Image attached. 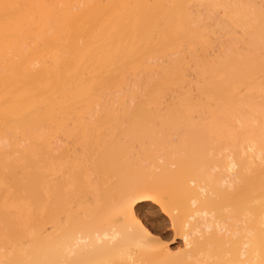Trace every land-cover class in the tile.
Returning <instances> with one entry per match:
<instances>
[{"label":"bare ground","instance_id":"bare-ground-1","mask_svg":"<svg viewBox=\"0 0 264 264\" xmlns=\"http://www.w3.org/2000/svg\"><path fill=\"white\" fill-rule=\"evenodd\" d=\"M150 1L151 0H148V1L147 0H0V192L2 190L5 191L7 189V187L12 188L11 186H13V184L15 182H16V184L18 183V184L22 185V186L19 185L20 187H16L18 184L17 185L15 184L14 185L15 187L13 186V189L10 190V192L12 191V193H13V194L11 193V195H10V192L7 190H6V192L8 194L0 193V264H14V263L15 264H18V263L23 264L24 262H25L24 264H27L30 262L29 258H32V255L34 256L31 259V262L33 261L32 264H34V263L35 264H43V263L48 264L50 262L52 264L53 263V257H54V259H55V257H58V259H59L58 262L61 260L59 263V264H61L63 261L65 263V260H68V259L71 261V259L75 258V256L78 255V253L80 251H87V252L89 251L90 252V251H94V250H97V251L99 250L101 252L104 251L106 253L105 255H107L105 257L102 256V258H100L99 255H96V256H99V258L96 257L97 261H94L92 259L95 264L96 263L98 264L99 262H103L104 264H110L109 260H107L108 262L106 261V259H107L106 257H108V259L112 257L111 258L112 260L110 259L111 264H112V262H113V264H116L114 261L116 260L115 258H117V257L118 258H117L116 262L118 261V259H122V260L124 259V262H121V260H119V263H121V264H123V263L126 264L127 262H128V264H136L134 262H137L138 259L135 261V256H136V258L140 259L142 254L139 253L141 255H139L137 257V254L134 252V248L132 247L133 243L131 244L132 246H130V244H128L130 246V248L129 247L126 248L127 245L125 244L126 245V247H125L122 244L124 242H122L118 245V242L120 240H122V239H120L122 237L121 236L122 235L121 230L126 229L130 233L129 236H131V235L135 236L137 234L136 236L138 237V235H139V238H137V240L140 241L142 239H145L146 243L144 242V244H148L147 242L151 241L149 243V245L152 244V246L156 245V242L158 244L159 243L158 241L160 240V238L157 234L152 232L149 229V227L139 218V216L137 215V213L135 211V204L140 202V201H143V200H151L152 202L159 205L164 213H168V215L170 213V217L172 215V217H171L172 222H174V221L177 222L179 219H180V221H182L183 220L182 215L185 216L186 214H182V212H177L176 208L181 209V210L185 208L188 211L189 209H191V207H189V209H187V207L190 206L191 203L188 206L184 205L185 206L184 207V206H182L183 204H181L182 199H181L180 203L178 201L181 197L178 200L176 199V202H178L177 205L179 207L174 204L175 210L172 208L173 209L172 212H174V211L175 212L172 213L171 208H169L171 205H169V204L170 203L173 204L174 201L173 202H169V201L176 198L177 193L183 191V189H184V187H180V185H178L174 179L178 176V174H179V176L184 174V176H181L180 178L183 177L184 179L182 178V181L183 182L186 181V179L188 177L186 178L185 176H189L187 171H188V169L190 170L191 168L188 167V169H187V167H186V170H187L186 171L187 175H186V173H183V170L181 168L182 165L179 166L177 164L176 166L174 165L175 166L174 167L173 163L171 166V164L170 165L167 164V161H166V165H165V163H163L164 165L160 164L161 167L159 165H157L160 167L159 169L162 170L160 172V174L158 175L159 178L156 175L157 177L156 178L154 177L155 179L152 178L153 180L149 181V179H150L149 174H151L149 171V164L147 165V163H144V161H142V158H141L140 162L141 163L143 162L144 164H141L138 160H139L140 156H142V155L139 154L140 155L139 158H136V156L138 157V154H136V153H135V155L133 154L135 156V158L133 157V159L136 161L137 164L134 163L135 162L134 160H133L134 162L131 160L130 163L131 162L134 163V164H132L133 166L136 164L138 166V169L139 168L141 169V167H142L141 171H140V169L138 170L136 167L138 173L139 172L141 173L142 171H144L143 172V176H144V174L146 172L145 175L147 176V174H148L149 179L147 181L146 180L147 178H145V180H146L145 181L143 179L144 177H142L141 178L142 181L140 180V178H139V180H136L137 178L134 180V181H136V184H134L135 183L134 182L132 185H134L135 188L133 186H131V187H133L134 191L136 190L135 191L136 193L133 192L136 195L134 196L133 193L131 194L132 197H134L133 199H132L130 194L128 196V195H124L125 193L123 194L125 197L124 196H122V197H124L126 199L120 197L121 199H123V201L124 200L126 201V202L120 201L121 204H123L122 209H121L122 211L119 213L117 212V214L121 215V216L119 215V218H120L119 222L122 225L121 224L119 225L118 221H117V223H118L117 226L115 225L116 223L112 220H113V218L115 220V217H117L116 216L117 214L113 213L111 218L107 217L108 219H112V220H109L110 225L107 224V225L101 227L103 224H106L105 221L107 220V218L105 219L103 217L105 219V221L103 223H102V219H100L101 221L99 220L101 222L100 224H102L100 226L101 229L97 228V230L93 231L94 229L92 228L93 232L87 231V233H89V234H87V233L78 234L77 233V235H76L75 233H73V234H75V236L71 237L69 235L71 238L67 239L66 241L64 240L65 241L64 243L60 242L58 239L60 244L62 243V245H63V246H61L63 248L58 247L63 252L61 254V251L58 248L56 249L58 251H55V249H53V247L51 248L48 244H45V245L46 246L48 245V247H50V249L49 248L46 249V247L45 248L41 247V249H40V246H42L44 244V242L46 243V241H47V239H46L47 237L45 234L47 229L43 228V227H46L47 224H49V226L51 224L53 225L54 224L53 222H55V220H57L55 218V213H53L55 209L54 208L52 209V207H50L49 205H50V203L54 204V201H55V200H51V199H54L55 197L53 198V196H54L53 192L54 191L51 192L50 189H52V190L55 189L54 183H52V182L54 180H56V179H54L55 176L57 175V174H55L56 173L55 167H57L59 165L55 164L56 165L55 166L54 163L53 164L51 163V166H54L53 168L55 169V171H53V172H55L54 173L55 176L53 177V172L51 173L50 171L46 170V169H48L47 165H50V163L48 164L46 161L45 163H47V164H44L41 161V159H39L40 157H38V156L43 155L44 157H48V155H49V157H50V155L53 154L54 159L52 157H50V159L55 160V158H59L60 155H62V156L65 155V154L63 155V153H64L63 149L61 150L62 152H60L59 149L62 148V146L67 145L69 143V141H72L73 145H74V143H75V145L77 143L78 145L80 144L79 147H82V146L84 147L88 143H95L98 141L103 142L102 140L107 139L108 136L106 135V133H108V132H109L108 135H112L115 132V129L117 132V127H110L111 125H109V123L108 124L105 123L107 125V126L104 125L106 127V129H105L103 124H101V123H100L101 125L99 124L100 120H101V122L105 121L107 119H111V118H112V120L113 119L117 120V118H119V117L121 119L122 116H125V117L129 116V117H127L128 121L126 120L125 122L128 124H129V122L133 123L132 127L134 128V130H133L134 132L133 131H132V133L128 132L129 129L128 130L125 129L126 131L124 130V132L128 133V135H129V133L131 135L132 134L133 135H139L143 131L142 128H143L144 124H146L147 122H150L148 124H150V126H151V122L153 120L156 121V119H157V121H158V119H159V121H163V122L166 121L167 123H169V125L173 122V121H171V123H170V120L174 116L179 118V119L177 118L179 122L182 121V118H184L186 122H187L186 118L187 119L189 118L191 123L196 122V121L191 120V118H194L193 120H195V117H192L191 115L197 114L195 111L199 112L200 108H203L202 111L207 110L208 113L210 112L209 115H207V117L205 118L206 122L203 119L204 117L201 116V113L203 115V112H200V114L197 116L203 117L202 118L203 121L206 124L209 123L210 126H211V121L213 122L212 125L214 128H212V134H213V130H215L216 133L214 132L215 134L212 135V137L214 136V138H212V139H215V138L218 139V136H216L217 134H220L219 137H221L224 134V137L219 138L220 140H218V142H217V140H214V144L215 143L218 144V143L224 141V139L226 140L227 138L230 141V144L225 141L227 143V145H226V143L225 144L222 143L223 145H226V146H224V147L221 146L220 150L216 153V155L214 154L215 159L218 161H215V159L213 160V163H212V161H209L213 165V167H212V165L210 164V166L212 167L210 172L204 171V173H202L203 171H200L201 174H203V176L201 175V177H202V179L205 178L204 181L206 183L208 182V180L209 181L211 180L209 187L211 185L214 188L212 187L210 190L214 189V191H215V188H216V190H218L217 192L215 191L216 192L215 194H217V195L212 197V199H215V197H216V199H215L216 201L213 200V202H215L216 205L212 202L214 205L212 208L208 207V208H210V209H208L209 211L207 209H205V206L203 209L202 208L203 205L201 206V208L203 210L200 208H199V210L198 209H193V210L191 209L190 211H193V213L190 211L188 212V215L190 217L187 216L189 218L187 220H190V218L192 220L188 221V222L185 221V223L183 222V225H182V222H180V223H179V221L177 223L174 222V223H176L175 225H177L178 227L181 228V229L180 228L178 229V227H176V226L174 227V228H177L178 230H180V231H178L176 229L178 232H180V235L182 234L181 239L184 241V243L186 242V244L188 246L190 243H193L192 242L193 240H191L192 239L191 237H193L195 234L199 238L201 236L199 241L201 240L200 242H202V245L207 244L205 247L201 246L202 248L201 247L199 248V246L201 244L198 243V241H197L198 238L195 240V236H194L193 239H194V241H196L194 243H198V244H195V245H197L196 247H198V249H202V250L197 251L198 249H195V252H192L193 250L190 249L191 251L190 250L189 251L192 253V255L194 253V258L191 254L189 257V255H187V253H184L183 257L185 260H183V263L189 264L191 262L190 264H264V173H263L264 172V169H263V167H264V17H263L264 1H263V3H260L262 0H255V1L254 0H245L244 2H242L243 0L241 2H238L237 0H206L205 3H203L204 0H202V1L200 0L201 3L194 1L195 4H191L190 5L191 7L189 8V6H188V9H187L185 7H181L178 4V1H184V0H176V1L174 0L175 2H177L178 7L176 6L175 2L173 0H171V3L169 2V4H171V5H169V7L170 6L172 7V8L170 7L171 11H168L167 9H165V7L168 8V5L166 6L165 4H162V2H164V1H165L164 3H166V1L168 3V0H161L162 2H160V0H158V1L152 0L151 2ZM153 1L157 2V4ZM173 2H174V4H173ZM206 2L210 7L209 9L208 8L206 9L203 7V6H206L205 5ZM151 3L153 6L151 5ZM188 4H189V2H187L185 4L186 7ZM197 4H199L203 8H201V10H198V11L194 10L192 6L194 5V7H195V6H197ZM161 5H162V7H161ZM174 5L177 8H174ZM163 6H165V7L163 8ZM155 7H156V9H158L157 7H159V8H162L163 10L162 9L156 10ZM235 7H237V8L240 7V8L235 9ZM152 8L158 12H155V10H152ZM149 9H151V11H154V13L152 12L154 15L157 13L155 16L153 15L154 17H159V18H160V16H162L163 18L168 17L169 14L172 18H175L176 16L177 17L179 16L178 14L182 15L185 12V14H187L186 16H189V19H190V20L186 19L187 21H189L188 23H190V21H191V24L196 25V27H199V25H201V23H203L204 25H202V26L205 27V30L207 27H208L207 29H212L213 27L211 26L209 28V26L213 25L214 28H216V29L218 28L219 30L224 28L223 30H224L225 35L228 33L226 35L227 39H226V37H225V39H224V37L219 38V39H221V42L217 38H215L219 42V43L216 42L219 45V47H216L218 49L221 48L220 46H222V48L225 46L223 43V41L225 40L224 42H225V44H227L226 45L227 48L224 47L223 50H222V48L219 51L217 49H215V47H214L215 50L213 48H211V47H213L212 45H214L215 43L211 42V40L213 38L211 39L210 35L213 34L215 37L217 35H220V33H222V32H220V33L216 32L215 33L216 29L215 30L212 29L211 31H208L209 33H211L209 36L207 34V36L210 37V39L207 38V40H206V39L202 38L203 39L202 40L199 38L200 41L199 42L196 41V43L199 44L201 42V40H202L201 43H203V41L206 40V41H204L205 43H203L204 46L201 45L204 47L203 51L202 52L199 51V54H200V52L202 53L200 55L202 57L203 64H204L205 58H206V56L204 57V55H205L204 52L207 51V49L205 51V44L208 46V48L210 46V48L207 52H209V51L211 52L212 49L214 50L213 51L214 55L211 52V53H209L210 55L208 56V53L206 52L207 57H209L211 59L209 61L211 64L210 68H209V70L205 69L206 72L205 71L203 72L202 67H200V64L202 63V61H199L200 63H199L198 67H200V68H198V69H195V68H197V65H198L197 62H195V64L193 63V65L196 66L194 68L195 70L198 71L201 69L200 71H202V73L200 71H198V72H200V75L197 73V75H199L198 77L200 78V76H203V77H201L200 80L205 81V82H200L196 78L197 81L194 82V86H193V88H195V90H196V88H199V90H200L199 91L197 89L195 94L199 92L198 95L200 97L202 95H204L205 100L209 99V100H206V102L204 103L205 100L200 99V97H199V99H200L199 102L200 103L202 102V104L204 103L203 106L199 102L196 101L198 96L194 97L195 94L192 93L193 92L192 85H191L192 82L189 80L190 82L189 81L185 82L186 87L184 85V81L186 80L185 79L186 74L189 72V71L187 72V70L190 68V64L187 63V61H190V60H188L185 57L187 55L186 52H185V56H183L184 53H183V55H182V53L177 54V52H173L176 50H170L169 49L168 52L171 51L170 52L171 54L169 53L170 57H171V55H172V57L173 56L176 57L175 60L172 57L167 58L166 56H164L168 52H166V53L164 52V54L162 53L161 54V55H163L162 60L163 61L168 60L172 64L171 63L170 64L168 63L169 65L164 64L167 67L166 66L163 67V65L161 64L162 65V68H161V66H159V64L157 63V60L159 59V57L161 59V56H159L158 58L157 57L154 58L155 56H158L160 54L157 55L156 53H154L153 56H151L152 52H150L151 53V55H149V57L151 56L150 59H149V57H148V59L146 58L148 55L145 57L149 62L155 61L156 64L151 62L152 65L156 66V67H154V66H151V64L150 65L148 63L146 64L145 58L141 59L142 55L140 52H138V53H140V54H138V53L133 51V57H134L133 60L136 58L141 60V62L140 61L137 62L138 59L135 60L137 62V66L136 65H134V66L137 67V70H136V67L133 70L134 66L131 69L132 72L130 70L128 71V69H130V68H128V69L126 68V70L124 68L122 69V67L125 66V64L122 66V63H123L122 60H124V58H123V56H122L123 59L118 57L119 61H121L120 72L123 73L125 78H126L127 74L131 73V75L127 76L128 80H126L125 78H124V80H120L118 78V77H120V75H122L119 71H116L119 69V67L116 65V60H115V59H118V58H116L118 55L117 56L115 55L116 52L113 53L115 56L113 54H111L112 51L109 50L108 46H107V48H106V46L104 47V45L101 42L104 40H102V38H100L101 35L98 34V31L100 30V28H98V27H101L100 26L101 22H99V21H101L100 18H102V19L105 18L106 22H108V20H109L110 21V23L108 22L109 26H110L112 20L115 21L117 19V22H118V20H120L121 18H124V19L128 18L129 19L128 22L125 20L127 24L125 23V26L123 25L124 27H127V28L130 27L128 25L130 24L131 19L134 18L132 20V22L134 23V25L136 24L134 26L136 29L137 26L140 28V25H138L139 24L138 19L139 18L141 19V17L147 18V15H148L147 10H149ZM175 9H177V10H175ZM219 9H222V15L224 13V15H226L225 17L230 16L229 18L224 19V23H222L223 22V20L221 19L222 17H218L219 14L221 15V13L219 12L220 11ZM174 10H175V12H173ZM176 11L181 12V13H178ZM163 13H164V15H163ZM175 13H177V15ZM165 14H168V15L166 16ZM237 14H238V16H240L239 14H243L241 16H243L244 18L243 17L241 18V16L237 17ZM190 15H192V16H190ZM235 15L237 18H235ZM91 18H93V19H91ZM94 18H95L96 22L94 21ZM168 18H170V17H168ZM182 18H184V19H182V23H183V21L185 20V17H183V15H182ZM97 19H99L98 22H97ZM134 20H135V22L138 21L137 22L138 24L135 23ZM91 21L92 22L94 21V23L96 25L94 26V23L92 24ZM187 21H185V22H187ZM87 22H88V24H87ZM204 22H206L208 26ZM118 24H119V22H118ZM120 25H122V23ZM189 25L190 24H188V26ZM109 26H108V28L107 27L105 28V26H103L102 29H103V31H106V33L108 32L107 33L108 36H112L109 34V29L112 28L113 25H111L110 28H109ZM193 26H192V29H195V27H193ZM118 27L119 26L117 25V27L116 26L114 27L115 30H113V28L110 29V33L114 34L113 36H115V34L117 32L121 33L122 30L118 31ZM182 27L183 26H181V29H180L181 34L180 33H176V34H179L181 36L184 34L185 28L182 29ZM204 27H202V28H204ZM119 29H121V28H119ZM112 30L117 31V32L114 33ZM125 30H126V28H125ZM133 30H134V28H132V27H130L128 29L129 32L132 31V32H130V34L131 33L133 34ZM136 30H134V31H136ZM182 30H183V32H182ZM185 30H187V29H185ZM202 30H201L202 35L201 34L200 35L202 37L205 36L204 38H206V35H204L205 31H202ZM212 31H214V32H212ZM139 32L136 31V34ZM122 33H123V31H122ZM122 33L120 35H118L119 33L116 34L118 36V37L116 36V38H115L116 41L120 40L122 36H123L122 38H127L125 36L126 34L122 35ZM185 34H186V32H185ZM187 34H186V36L188 37ZM133 35H135V32ZM156 35H155V37H156ZM160 35H158V36H160ZM225 35H223V36H225ZM181 36L179 37L180 40H181ZM183 36H185V35H183ZM167 37L169 38V35ZM113 38H112L111 42L115 41V39L113 40ZM130 38H131V36H130ZM156 38H160V37H156ZM176 38H177V36H176ZM192 40H191V42L188 40V43L191 44ZM207 41H209V42H207ZM182 42L187 43V40L182 41ZM115 43L116 42H114L113 45H115ZM194 43H195V41L192 44L194 45ZM211 43H212V45H210ZM117 44L119 45V43H117ZM217 44H215V46H218ZM95 45L99 46L100 49L98 47L97 48L99 49L100 53L97 52L98 49L96 48ZM129 45H131V44L129 43ZM101 47H104V49L102 50ZM96 49H97V51H96ZM105 49H106V51H104ZM91 50L93 51V53L91 52ZM94 50H95V54H94ZM108 51L110 52L109 55H108ZM190 51L191 50H189V52ZM104 52H106L107 54ZM129 52H130V50H129ZM182 52H184V51L182 50ZM193 52H194V50H193ZM197 52L198 51H195L193 56L190 55L191 53H188V55H190V57H192L191 62H194V58L196 57L194 55H198ZM90 53H92V54H90ZM97 53H98L99 57H102L103 53H104L105 55L103 57H104L105 61H106L107 57H109L108 58L109 60L107 59V62H105V63H107V64H105V68H98V66H97L98 64H95V62L98 63V60H99V59H97L98 58L96 55ZM89 54L92 57V61H93L92 64H94L93 68H91V66H93V65L90 64V61H89V56H88ZM110 54H111V56H110ZM118 54H119V51H118ZM135 54H137L136 56H138V57H136ZM177 55H179L180 59H177V58H179V57H177ZM212 55H213V57H211ZM112 56L114 57L113 59L115 61L112 59ZM139 56H141V57H139ZM163 57H166L167 59H165ZM190 57H189V59H190ZM182 58H183V60H182ZM209 58L208 59L206 58L207 59L206 62L209 60ZM125 59H126V57H125ZM176 59L178 61H176ZM184 59H185L184 64L187 63L188 67L186 65L184 66V64L182 65V63L184 62ZM197 59L201 60L199 55H198ZM144 60H145V62H144ZM173 60L175 61L174 64H173ZM179 60H181L183 62L180 63L181 61H179ZM135 61H132V62H135ZM168 61H166V62H168ZM143 62L145 65L143 64ZM209 62H207V63H209ZM85 63L86 64L88 63V64L86 65ZM109 63H110V65L112 64L111 65L112 67L108 65ZM130 63H131V61H130ZM140 63H142L143 66L139 65ZM177 63H178L179 67L177 66ZM133 64H135V63H133ZM106 65H108L109 67H107ZM127 65H130V64H127ZM174 65L176 66V68L177 67L178 68L176 69ZM181 65L184 67H182ZM140 66H142L144 69H142ZM158 66H159V68H158ZM115 67L117 68L116 70H115ZM138 67H140V68H138ZM182 68H183V70H182ZM206 68H207V66H206ZM138 69H141V70L138 71ZM127 71L130 73H128ZM118 72H119V74H118ZM191 72L193 73V71H191ZM113 73L115 74L114 78H116L117 74H118V77H117V79L119 80V81L117 80L118 82L116 81V79L113 78V75H114ZM204 73L205 74L208 73V75H207L208 80H207V77ZM194 74H196V73H194ZM123 75L120 77L121 79H123V77H124ZM110 76L112 77V79ZM204 76H205V78H204ZM109 79L112 81L109 82L108 81ZM120 81H121V83L119 85V89L116 88V89H112L115 91H112V90L107 91L109 87L107 89H106V87L110 85L109 83L112 84L114 82L113 86H115L116 82L119 84ZM124 81H126L127 83ZM122 82H124V83H122ZM187 83H190V84L188 85ZM201 83H203L204 87L206 84L207 88L205 87L204 90L200 89L201 87H199L198 85ZM103 84L106 85L105 90L103 89L104 88L102 86ZM121 84H123V85L121 86ZM124 84H125V86H124ZM99 87H101V89ZM112 87H110V88H112ZM98 88H99V90H101V93L103 92V94H105L104 96H103V94L102 95L98 94V93H100ZM205 89L209 90V93ZM185 90L186 91L188 90L189 92L188 91L186 92ZM201 90L204 91L203 93H205V94H203V93L200 94V92H202ZM190 91H192V92H190ZM189 93L192 94V96L194 97L195 100L192 99L193 97H191L189 95ZM206 94L207 95L209 94L211 96L209 97V95L207 96ZM94 95H95V99H94ZM189 96H190V98H189ZM201 98H203V97H201ZM183 101L185 102L184 104L182 103ZM193 101L196 104L193 103ZM207 101H209V103H207ZM211 101L213 102L214 105L211 103ZM117 104L120 106L121 110L116 109L117 110V112H116L115 108H117L116 107ZM185 104H187V105H185ZM205 104H206V106L208 104L210 105V106L208 105L209 108L207 106L209 111H208V109H206ZM199 105L202 107H199ZM192 106H193V108H191ZM194 107H195V109H194ZM182 109H185V110L182 111ZM188 109H190L191 112H190V110L188 111ZM211 109L213 110L212 116H210V114L212 112ZM118 112L120 114L119 117L117 116ZM120 112H123V113H120ZM207 112H204V113H207ZM181 113H183V115ZM184 113L186 115H184ZM121 114H123V115H121ZM154 115H156V119H155ZM188 115H190V116H188ZM150 116H153V118ZM163 116H164V118H163ZM208 116H210L211 118H209ZM180 117H181V120H180ZM130 118H133V119H130ZM166 118H167V120L169 119L168 120L169 122L166 120ZM129 119H130V121H129ZM150 119H152V120L150 121ZM197 120H198V118H197ZM199 121H201V120H198V122ZM119 122L125 123L124 119H122V121L120 120ZM175 122H173L172 124H177ZM71 123H72V125H71ZM209 124L205 127L206 128L205 130L208 129L207 127H209ZM101 126H102L103 130L100 128ZM187 126H188V124H187ZM97 127L100 129V130L98 129L100 132L104 131V133H100L97 129H95ZM144 127H147V125ZM119 128L121 129V127H119ZM192 128H195V127L189 128V126H188L184 130L191 129L190 131H192ZM93 130H96L95 131L96 133H94ZM105 130H107V131L109 130V131L107 132ZM180 132H181V130H180ZM180 132H178L179 135H180ZM195 132H196V130H195ZM97 133L99 136L98 139L92 137V135H96ZM102 134H104V136ZM253 134H255V135L257 134L259 136L258 140H257V135L256 136L254 135L255 138L252 137ZM231 135L233 136L234 141L231 140L232 139ZM230 136H231V138H230ZM133 137H136V136H133ZM251 137H252V140H249V139H251ZM69 138H72L74 141L70 140ZM68 139H69V141H68ZM142 141L137 142L136 145L138 146L140 144L139 147H142L141 146ZM231 141H233V142H231ZM248 141L253 143L254 147L252 146L253 144L248 143ZM256 141H259L260 143L259 142L257 143ZM135 143H136V141H135ZM232 143H234V144H232ZM143 144H145V143L143 142ZM255 144L256 145L258 144L257 145L258 149L255 148L256 147ZM78 145H76V146H78ZM132 145H134V144H132ZM250 145L253 148H255V150ZM137 146H135V148ZM227 146H229L230 148H228ZM231 146H232V148H231ZM30 147L31 148L33 147V149L34 148H38V149L40 148V149L39 150L35 149L36 151L34 150L32 152L33 153V155H32V153L30 154V152H31ZM68 147H69V144H68ZM145 147H146V144L143 148H145ZM24 148H28V150L30 149L29 154L27 152H24V150H23ZM49 149L51 151H49ZM56 149L59 150L60 154L58 153V151L56 152ZM226 149L230 150L231 152L228 153L226 151ZM22 150H23V152H22ZM37 150H38V152L39 151H41V152H39V154H38ZM53 150L55 151L57 156L54 155L55 153H52ZM42 151H44L45 155H47V156H45L44 154H41V153H43ZM47 151L49 153H47ZM187 151H185V152L187 153ZM172 152H173V150H172ZM174 152H175V150H174ZM24 153H26V154H24ZM164 153H166V151ZM34 154H35V156H34ZM36 154H37V156H36ZM180 154L181 153H178L177 156H179L181 158L185 157L184 154H181V155ZM28 155H29L30 159L36 158V161L38 159V161H40V163H41L40 166L37 164V166L39 168L37 166H35L36 164H34L33 166L31 164L28 167V170H31L30 172L32 173V171L34 169L38 168L37 171L40 173L42 170V166H44L43 167L44 169L42 172L45 173V174L42 173V175L40 173V176H39V173L35 172L36 170L33 171V173H32L33 175L31 173H29V171H28V173L32 175V176H30L28 174L29 180H31L33 183L35 182L34 184L36 185L37 182H39L38 179L40 177H41V179L46 180L47 175H48L47 180L50 181L53 179L52 182L51 181L47 182L53 186V187H51L50 185L47 184L49 187H51L48 190L49 193L51 192L49 195H52V196L48 195L50 197L47 200L49 205L46 202V204H47L46 206L50 207V211L48 208V210L41 212V210H43L47 207L46 206L43 207L41 205L40 201L42 200V198H38L40 200L39 201L35 197L39 193V191L41 190V189H39V187H43V185H44L43 189H45L46 191H47V188H49L48 186L45 185V183L44 184L42 183L41 179H40V183L42 185L39 183V185H38L39 187L36 188L39 190V191L36 190V192H38V193L36 194L34 192L35 193L34 199L38 200L37 202H40V203H37L38 208L35 207V209L37 208L36 212L38 210L37 213L38 214L40 213L39 214L40 216L38 215L37 217L33 214L31 207L29 206L31 204V202L33 203L36 200L29 202L30 201L29 199H31V197H32V195L31 196L29 195V194H31V188L29 185L25 184V181H23L24 178L22 176L24 170L27 169L26 165H24L25 164L24 158L25 157L27 158ZM30 155H32V156L30 157ZM74 157H76V156H74ZM203 157H202V160H203ZM153 159H155V158H153ZM147 161H149V159ZM151 161H152V159H151ZM155 162H156V160H155ZM204 162L206 163V161H204ZM67 163H69V162H67ZM130 165L131 164H129V166ZM152 165L155 166V164H153V162H152ZM20 166H22V167H20ZM154 166H152V168ZM15 167L20 169V172L18 170H15L14 169ZM217 167H220V168L217 169ZM40 168H41V170H40ZM64 168H66V167H64ZM123 169H125V168H123ZM133 169H134V167H133ZM236 169L239 171V175L241 176L240 182L238 180H236L239 183L236 182L235 180L233 181L231 179V175L234 173V170H235V172H238ZM61 171H63V170H61ZM65 171H67V170H65ZM34 172H35V174H34ZM103 172H102V174H106L105 171H103ZM196 172H197V170H196ZM20 173H22V174H20ZM49 174L50 175L52 174V177H50ZM204 174L208 175V178H206L205 177L206 175H204ZM9 176L11 178L10 180H8ZM21 176H22V179H21ZM36 176L38 177V179ZM34 177L37 179V181H35ZM130 177L131 176H129V178ZM193 177H191V178H193ZM248 179H252V180L256 179L259 183H258V185H253V184L247 183ZM11 180H12L13 184H12V182H10ZM63 180H64V178H63ZM130 180H131V178H130ZM130 180H129V182H130ZM172 180H174L176 183L175 182L172 183ZM127 181L128 180H126V182ZM131 182H133V180ZM189 182H190V180H189ZM198 182L199 181H196L194 183L196 184ZM235 182L237 184H235ZM9 183L12 185L10 186ZM125 183L123 182V184H125ZM7 184H8V186H7ZM195 184H191V185H195ZM25 185L27 187H29L30 189L27 188V190H25L26 189V187H24ZM174 186L178 189H176ZM247 186H250L251 188L254 187L256 190L254 188H253L254 190L250 189V188L248 189ZM255 186H257V188ZM22 187H24L23 191L21 190ZM65 187H66V185H65ZM197 187L198 188L200 187L202 189L199 188L198 191H195V193L197 194L200 192V190H203V196L201 195V193H199V195L202 196V198L200 196V199H204V196H206L205 194L207 191L204 192L205 188L202 187L200 183H198V186L196 185L195 188L193 186L194 190ZM122 188H123V186H122ZM125 188L126 187H124V189ZM180 188L181 189L183 188V189L180 190ZM240 188L242 191H240ZM14 189H16V191L18 192L17 194L13 192V191H15ZM133 189L130 188V190H132V191H133ZM64 190H66V189H64ZM244 190H246V191H244ZM4 191H2V192H4ZM21 191H22V193L24 192V196L22 195V193H20L21 195L19 194V192H21ZM26 191H27V195H29V196H26V194H25ZM221 192H223V193L220 194ZM240 192L241 193L243 192V193L241 194ZM182 193L184 194V192H182ZM207 193H208L207 195H209V196L215 195L214 193H209V191ZM39 194L40 195H38L37 197H41V191ZM15 195H16V197H15ZM179 195H180V193H179ZM126 196L129 198V201H127L128 198ZM28 197H30V198L28 199ZM195 197H196V199H195ZM27 199H28V201L26 202ZM198 199H199V196L194 195L193 199L192 198L190 199V202L192 201V205H196L198 207L200 204L199 203L200 201H197ZM207 199L208 198H206L205 200L207 201ZM49 200L53 201V202H50ZM119 200L120 199L118 198L117 202H119ZM206 201H204V202H206ZM114 202L116 203V201H114ZM168 202H169V204H168ZM183 202H184V200H183ZM35 203H33L32 206L37 205ZM115 203H114V205H113V203L111 205V206H113V208L117 207L115 205ZM188 203L189 202H187V204ZM116 204H118V203H116ZM207 204H209V203H207ZM210 204H209V206H211ZM118 206H120V205H118ZM214 206H215V209H213ZM107 207H108V205H107ZM172 207H173V205H172ZM192 207H194V206H192ZM113 208H112V210H114ZM194 208H196V207H194ZM107 210H108V208H107ZM110 210L111 209L109 208L108 213H110L109 212ZM112 210H111V212H112ZM117 210H119L118 207H117ZM181 210H178V211H181ZM200 210H202V211H200ZM46 211H48V213H49V214L47 213L48 216L46 215ZM43 212L45 213V215H43ZM50 212H52V213H50ZM178 213H180V215H178ZM190 214H193V215H190ZM41 215L44 217L42 218ZM53 216H54L55 220L53 218H51ZM47 217H48L49 221L46 219ZM178 217H179V219H177ZM40 218L42 219V221L40 220ZM50 219H51V221H50ZM70 219H72V218H70ZM44 221L47 222V224H45V226L41 225L42 223H45ZM28 222H32L30 224V226L26 225V223H28ZM33 222L35 223V225H33ZM66 222H68V221H66ZM71 222H73V221H71ZM111 222L112 223L114 222V224H112ZM36 223H38V225ZM58 223H59V227H56L55 230H57V228L63 229V227H62L63 223H62V225H60L61 224L60 222H57V224L55 222V226H58ZM69 223H70V221H69ZM40 226H42V227H40ZM120 226H123L124 228L121 229ZM183 226H184V228H183ZM41 228H43V229H41ZM45 229H46V231H43ZM51 229H49V230H51ZM53 230H54V226H53ZM202 230H204L205 233L207 232V234H205L206 236L207 235L209 236L210 233H211L210 236L213 234L212 236L214 237L215 241L213 240V237L211 236L210 238L213 240V242L210 239V241H211L210 243H212V244L209 243V245H208L209 237H205V235H204V237H205L204 240H206V243H204L205 242L204 240L202 241V238H203L202 233L204 234V232ZM137 231H138V233H137ZM209 231H210V233L208 234ZM80 232H82V231H80ZM43 233L46 237L45 240H43L44 239V235H42ZM46 233H48V232H46ZM51 233H52V231H51ZM51 233H50V235L52 236ZM53 233H55V232H53ZM200 233H201V235L198 236ZM66 234L68 235L69 233H66ZM57 236H58V233H57ZM53 237H54V235H53ZM39 238H41L40 241L39 240L37 241V239H39ZM131 238H132V236H131ZM134 238H136V237H134ZM206 238H208V239H206ZM48 239H50V238H48ZM26 240H28V241L30 240V242H31L30 247H28L29 244L27 243ZM42 240L44 242H42ZM23 241L26 242L27 246L24 244ZM139 241H136V242L139 243ZM32 242L33 243L36 242V244L32 245L33 244ZM50 242H51V240H50ZM52 242H54V241H52ZM132 242H133V240H132ZM140 242H142V241H140ZM20 245H23V246L25 245L24 248L25 247H28V248H26V250H24V248L22 249V246H20ZM53 245H54V248H56L55 246L56 245L58 246V243L53 244ZM121 245L124 246V249ZM195 245L192 244V246H195ZM36 246H38V247L36 248ZM144 247H145V245H144ZM156 247H157V245H156ZM156 247L154 246L151 249H153V251H155L154 249ZM9 248H11V250L14 251V252L12 251L13 253L16 252V254H12V252L10 253L11 250L9 252H7V250ZM38 248L40 251L42 249H45V250H43V254H42V252L40 253V255H39V252L37 253ZM117 248L121 249V250H118ZM186 248H185V250H186ZM137 249H141V248H137ZM166 249L167 250H165V251H167V253L164 254V257L167 255L168 258H170V259L173 258V255L171 254V252L168 253L169 249L168 248H166ZM52 250H54L55 253H51V252H54ZM163 250H161V251H163ZM34 251H36L35 255H34V253H35ZM46 251H48V252L50 251L51 254H48ZM59 251H60V253H59ZM114 251H120V252L115 253ZM135 251H136V249H135ZM31 252H32V255H31ZM148 252L149 251H147V253ZM196 252H198V254ZM201 252L203 253V255L205 254V257L208 256L209 258L207 259V257H206V259H205L202 256H200L199 254ZM119 253L121 254V256L123 258H121V256L119 257V255H120ZM25 254L26 255L29 254L28 257L29 256L30 257L28 258ZM57 254H59V255L61 254L60 258ZM88 254H91V253H88ZM95 254H96V251H95ZM102 254L103 253H101L100 255H102ZM151 254L152 253L150 252V256L152 257ZM22 255L26 257V260H25V257H22ZM92 255H94V254H92ZM113 255H115L114 258H113ZM145 255H147V254L145 253ZM186 255H187V257H186ZM197 255H199V256H197ZM41 256H42L43 260H42ZM45 256H46V258H49V260L48 259L45 260ZM62 256H65V258H64L65 260H63V258H61ZM175 256L176 255L174 254V257ZM188 257H189L190 261H188L189 259L188 260L186 259ZM19 258H20V260H19ZM51 258H52V261L50 260ZM159 259H161V258L158 257V260ZM166 259H167V257H166ZM192 259L197 260V262L192 260ZM28 260H29V262H28ZM38 260H39V262H38ZM101 260H103V261H101ZM172 260H174V259H172ZM17 261H18V263H16ZM54 261L56 262V264H58L57 258ZM68 261H67V263H68ZM130 261H133V262L129 263ZM144 261H145V259H144ZM168 261L172 262L169 259H168ZM177 261H178V259H177ZM55 262L53 264H55ZM142 262L139 264H142ZM155 262L157 263V261H155ZM162 263H163V261L161 262V264ZM80 264H85V263L80 262ZM89 264H90V262H89ZM99 264H102V263H99ZM164 264H165V262H164Z\"/></svg>","mask_w":264,"mask_h":264},{"label":"rangeland","instance_id":"rangeland-1","mask_svg":"<svg viewBox=\"0 0 264 264\" xmlns=\"http://www.w3.org/2000/svg\"><path fill=\"white\" fill-rule=\"evenodd\" d=\"M148 1V0H147ZM152 1V0H151ZM150 1V2H151ZM156 1V0H155ZM155 1H153V2H155ZM158 1V0H157ZM174 1V0H173ZM176 1V0H175ZM174 1V2H175ZM199 2V3H201L200 2V0L198 1V0H184V1H178V4L181 6V7H185V8H187L188 9V6H189V8L191 7L190 5L191 4H195V2ZM202 1V0H201ZM205 1L206 0H204L203 1V3H205ZM238 2H241L242 0H237ZM245 0H243L242 2H244ZM255 1V0H254ZM263 1L264 0H262L260 3H263ZM152 2V3H153ZM160 2H162L161 0H160ZM165 2V1H164ZM164 2H162V4H165L166 6L168 5V8H166L165 6H163V8L165 7V9H167L168 11H171V8L169 7V5H171V4H169V2L171 3V0L169 1L168 0V3H167V1H166V3H164ZM174 2H173V4H174ZM187 2H189V4L187 5V7H186V3ZM152 3H151V5H152ZM156 4H157V2H155ZM154 4V3H153ZM161 4V3H160ZM175 4H176V6H177V2H175ZM149 5V4H148ZM206 6L208 5L207 4V2H206V4H205ZM150 6V5H149ZM153 6V5H152ZM157 6V5H156ZM179 6V7H180ZM206 6H203L204 8H210L209 7V5L206 7ZM161 7H162V5H161ZM178 7V6H177ZM177 7H175V5H174V8H177ZM193 7V9L194 10H196V11H198V10H201V8H203L202 6H200L199 4H197V6H195L194 7V5L192 6ZM197 7V8H196ZM241 7V6H240ZM239 7V8H240ZM159 10L160 9H162V8H159V7H157ZM184 8V9H185ZM239 8H237V7H235V9H239ZM264 8V7H263ZM155 9H156V7H155ZM155 9H153L152 8V10H155ZM158 9H156V10H158ZM183 9V8H182ZM181 9V10H182ZM155 10V12H158V11H156ZM163 10V9H162ZM175 10H177V9H175ZM175 10L173 11V12H175ZM186 10V9H185ZM184 10V11H185ZM220 11V13H221V15H222V9H219ZM167 11V12H168ZM154 13V11H151V9H149V10H147V13H148V15H147V18L146 17H141V19L139 18L138 20H139V24L137 23V22H135V20H134V22L135 23H137L138 25H140V28L137 26V30L135 29V25H134V23L132 22V20L134 19H131V21H130V24L128 25V26H130V27H132V28H134V30H136L137 32H139V33H137L136 34V31H134L133 30V34H134V32H135V35H133L132 33L130 34V32H132V31H128V29L130 28H127V27H124L125 26V23H126V21L128 22L129 21V19L127 18H121L120 20H118V22H119V24H118V22H117V19L114 21V20H112L111 21V24H110V26L111 25H113L114 27L116 26L117 27V25L119 26L118 27V31L120 30H122L123 31V33H122V31H121V33H122V35H125L127 38H122L121 37V39L120 40H118V41H116V34L117 33H119L118 35H120L121 33L120 32H117V31H113V30H115V28L112 26V28H113V32L115 33V32H117L116 34H115V36H113L114 34H111L110 33V29H112V28H110V26H109V23H110V21L108 20V22H106L105 21V18L104 19H102V18H100L101 19V21H99V22H101L100 24V26L101 27H98V28H100V30L98 31V34H100L101 35V37L100 38H102V40H104V41H101L102 42V44L104 45V47L106 46V48H107V46H108V48H109V50L110 51H112L111 52V54H113V53H115V55L117 56L116 58H122V56H123V58H124V60H122L123 61V63H122V66L125 64V66H121L122 67V69L124 68L125 70H126V68L128 69V68H130V69H128V71L130 70L131 71V69L133 68V66L134 65H136L137 66V62H141V60H139L138 58H136V59H138V61L136 62L135 60L136 59H134L133 60V51L134 52H136V53H138V52H140L141 53V55H142V58L141 59H144L147 55V59H148V57H149V55H151V53L150 52H152V55L151 56H153V54L154 53H156L157 55L158 54H160V55H158V56H155L154 58H158L159 56H161V59H160V57H159V61L157 60V63L159 64V66H161V68H162V65H163V67L164 66H166V65H164V64H170L171 62L170 61H168V60H166V61H168V62H166L165 60L163 61L162 60V56L163 55H161L162 53L164 54V52L166 53V52H168L169 51V49L170 50H176V51H173V52H177V54L178 53H182V55H183V53H184V55L183 56H185V52H186V58L188 59V60H190V61H187V63L188 64H190V68L187 70V74H186V80L184 81V85H185V82H188L189 80L192 82L191 83V85H192V90H193V92L192 91H190V92H192V93H194L195 94V92L197 91V89L199 90V88H196V90H195V88H193V86H194V82L195 81H197L196 80V78L200 81V82H205V81H201L200 79H201V77H203V76H200V78L198 77L199 75H200V72L202 73V71H200V70H198V71H200V72H198L197 70H195V69H198V68H200V67H202V69H203V72L205 71V69H208L209 70V68H210V58L209 57H207V53H208V56L210 55L209 53H211L212 52V54L214 55V50L215 49H217L218 51L219 50H221V48H222V46H220L221 48H216V47H219V45L217 44V43H219L218 42V40L221 42V39H219L220 37H224V39H225V37H226V35L228 34H226L225 35V33H224V28L223 29H216V28H214V26L213 25H210L209 26V28L212 26L213 28V30H215V33L216 32H222V33H220V35H217V36H215L214 37V35L213 34H211V33H209L208 31H211L212 29H207L206 28V30H205V27L204 26H202V25H204L203 23H201V25H199V27H196V25H194V24H191V21H190V23H188L189 21H187V20H190L189 19V16H186L187 14H185V12L182 14L183 15V17H185V20L183 21V23H182V19H184V18H182V15H180V14H178L179 16L177 17H175V18H172L171 16H170V14H169V16L168 17H170V18H168V17H162V16H160V18L159 17H154L155 15L153 14ZM176 12H178V11H176ZM178 13H181V12H178ZM173 14V13H172ZM176 15H177V13H175ZM154 15V16H153ZM163 15H164V13H163ZM166 16L168 15V14H165ZM220 15V14H219ZM218 15V17H222L221 19L223 20V22L222 23H224V19H226V18H229V17H225L226 15H224V13H223V15L221 16H219ZM240 16L241 15H243V14H239ZM158 16V15H157ZM190 16H192V15H190ZM228 16V15H227ZM240 16H238V14H237V17H240ZM188 17V18H187ZM236 17V15H235V18H237ZM243 16H241V18H242ZM247 17V16H246ZM263 17H264V14H263ZM244 18V17H243ZM91 19H93V18H91ZM108 19V18H107ZM110 19V18H109ZM114 19V18H113ZM119 19V18H118ZM187 19V20H186ZM98 20L99 19H97V22H98ZM111 20V19H110ZM124 20V21H123ZM126 20V21H125ZM94 21H95V18H94ZM94 21L92 22V24L94 23ZM114 21V22H113ZM163 21V22H162ZM185 21H187V22H185ZM96 22V21H95ZM117 22V23H116ZM108 23V24H107ZM114 23V24H113ZM122 23V25H120ZM124 23V24H123ZM141 23V24H140ZM206 25H207V23L206 22H204ZM87 24H88V22H87ZM99 24V23H98ZM103 24V25H102ZM127 24V23H126ZM188 24H190L189 26H188ZM96 24L94 23V26H95ZM124 25V26H123ZM187 25V26H186ZM193 27H195V29H192V26ZM205 25V26H206ZM98 26V25H97ZM96 26V27H97ZM103 26H105V28L107 27L108 28V26H109V34L110 35H112V36H108L107 35V33H106V31H103V29H102V27ZM181 26H183L182 27V29L183 28H185V29H187V30H185L184 29V34L183 35H185V36H181V35H179V34H176V33H180L181 31H180V29H181ZM191 26V27H190ZM208 26V25H207ZM95 27V28H96ZM123 27V28H122ZM202 27H204V28H202ZM119 28H121V29H119ZM125 28H126V30H125ZM157 28V29H156ZM117 29V28H116ZM140 29V30H139ZM203 29V30H202ZM105 30V29H104ZM131 30V29H130ZM201 30L202 31H205V33H204V35H206V38H204V37H202L201 35H202V32H201ZM112 32V33H113ZM126 32V33H125ZM182 32H183V30H182ZM185 32H186V34L188 35V37L186 36V34H185ZM212 32H214V31H212ZM130 35H129V34ZM191 33V34H190ZM157 34V35H156ZM161 34V35H160ZM173 36H172V35ZM181 34V33H180ZM201 34V35H200ZM207 34H208V36L210 35V37H211V42H214L215 44H217L218 46H215V44L214 45H212V43L210 44V45H212L213 47H211V48H213L214 49V47H215V49L213 50L212 49V51L210 52H207L208 50H209V48H210V46H209V48H208V46L205 44V51H206V49H207V53L206 52H204V57L206 56V58L208 59L209 58V60L207 61V62H209V63H207L206 62V58H205V62H204V64H203V61H202V57H201V55L200 54H202L201 52L203 51V49H204V45H203V43H205L204 41H206L207 40V38H209L210 39V37H208L207 36ZM218 34V33H217ZM129 35V36H128ZM155 35H156V37H160V38H156L155 37ZM158 35H160V36H158ZM169 35V38L167 37V36ZM175 35V36H174ZM223 35H225V36H223ZM124 36V37H125ZM130 36H131V38H130ZM176 36H177V38H176ZM181 36V40H180V37ZM200 36V37H199ZM111 37V38H110ZM118 37V36H117ZM110 38V39H109ZM112 38H113V40L115 39V41L114 42H116L115 43V45H113L114 44V42H111V40H112ZM167 38V39H166ZM185 38V39H184ZM199 38L200 39H206V40H204L203 41V43H201L202 42V40H201V44L199 43H196V41L197 42H199L200 40H199ZM215 38H217V39H215ZM173 39V40H172ZM184 39V40H183ZM193 39V40H192ZM226 39H227V37H226ZM124 40V41H123ZM187 40V43L186 42H182V41H186ZM188 40L191 42V40H192V43L195 41V43H194V45L192 44H189L188 43ZM216 40V41H215ZM210 41V40H209ZM209 41H207V42H209ZM225 41V40H224ZM223 41V43H224V47H226V45L227 44H225V42ZM128 42V43H127ZM182 42V43H181ZM217 42V43H216ZM100 43V42H99ZM117 43H119V45L117 44ZM127 43V44H126ZM129 43L131 44V45H129ZM123 44V45H122ZM183 44V45H182ZM99 45V44H98ZM102 45V46H103ZM125 45V46H124ZM185 45V46H184ZM201 45H203V46H201ZM96 46V45H95ZM101 46V45H100ZM189 46V47H188ZM193 46V47H192ZM99 48V46H96V48ZM104 47H101V49L103 50L104 49ZM124 47V48H123ZM128 47V48H127ZM192 47V48H191ZM203 47V48H202ZM223 47V48H224ZM97 48V49H98ZM117 48V49H116ZM127 48V49H126ZM174 48V49H173ZM190 48V49H189ZM223 48H222V50H223ZM227 48V47H226ZM225 48V49H226ZM97 49H96V51H97ZM100 49V48H99ZM99 49H98V51L97 52H99L100 53V51H99ZM180 49V50H179ZM194 50V52H193V50ZM93 50V49H92ZM91 50V52L93 53V51ZM101 50V51H102ZM117 50V51H116ZM126 50V51H125ZM129 50H130V52H129ZM132 50V51H131ZM182 50L184 51V52H182ZM189 50H191L190 52H189ZM216 50V51H217ZM104 51H106V49L104 50ZM118 51H119V54H118ZM124 51V52H123ZM142 51V52H141ZM181 51V52H180ZM195 51H198L197 53H198V55L200 56V58H201V60H198L197 59V57H198V55H194V56H196L195 58H194V62H191L192 60V57H190V55L191 56H193V54L195 53ZM199 51H201L200 52V54H199ZM215 51V52H216ZM217 51V52H218ZM150 54H149V53ZM171 52V51H170ZM170 52H168L167 54H165L164 56H166L167 58H171L172 57V55H171V57H170ZM172 52V53H173ZM92 53H90V54H92ZM104 53H106V52H104ZM103 53V56L105 55ZM109 51H108V55H109ZM140 53H138V54H140ZM143 53V54H142ZM170 53V54H169ZM188 53H191L190 55H188ZM88 55L89 56V61H90V64H92L93 63V61H92V57H91V55ZM94 54H95V50H94ZM107 54V53H106ZM111 54H110V56H111ZM169 54V55H168ZM179 54V55H180ZM97 55V59H99L98 60V63L97 62H95V64H98L97 66H98V68H105V64H107V63H105V62H107V59L109 58V57H107V59H106V61L104 60V57L102 58V57H99L98 56V53L96 54ZM114 55V54H113ZM114 55V56H115ZM137 54H135V56H136ZM179 55H177V57H179ZM213 55L211 56V57H213ZM121 56V57H120ZM129 56V57H128ZM150 56V57H151ZM176 56V55H175ZM181 56V55H180ZM182 56V57H183ZM94 57V56H93ZM125 57H126V59H125ZM136 57H138V56H136ZM139 57H141V56H139ZM150 57H149V59H150ZM166 57H163V58H165V59H167ZM189 57H190V59H189ZM96 58V57H95ZM114 57L112 56V59H113ZM119 58L118 59H115L116 60V65L119 67V69L118 70H116L117 68L115 67V70L116 71H119L120 72V63H121V61H119ZM122 58V59H123ZM145 58V60H146V62H145V60H144V62L147 64H151V66H154V67H156L155 65H152V63L151 62H153V61H151V62H149L147 59ZM153 58V57H152ZM172 58H174V60H175V58L176 57H172ZM177 59H180V57L179 58H177ZM176 59V61H178ZM204 59V58H203ZM109 60V59H108ZM114 60V59H113ZM114 60V61H115ZM131 61V63H130V61ZM173 60V64H174V61ZM182 60H183V58H182ZM198 60V61H197ZM97 61V60H96ZM111 61V60H110ZM129 61V62H128ZM132 61H135V62H132ZM143 61V60H142ZM148 61V62H147ZM163 61V62H162ZM179 61H181V60H179ZM199 61H202V63L200 64V67H198L199 66ZM113 62V61H112ZM144 62H143V64H144ZM183 61H181L180 63H182ZM190 62V63H189ZM195 62H197V68H195L196 66L195 65H193V63L195 64ZM89 63V62H88ZM87 63V64H88ZM111 63V62H110ZM110 63L108 64L109 66H111L110 65ZM133 63H135V64H133ZM154 64H156L155 63V61L153 62ZM185 63V59H184V62L182 63V65ZM187 63L186 64H184V66L186 65L187 66ZM86 64V63H85ZM86 64V65H87ZM114 64V63H113ZM127 64H130V65H127ZM162 64V65H161ZM168 64V65H169ZM172 64V63H171ZM176 64V63H175ZM79 65V64H78ZM93 66H91V68H93L94 67V64H92ZM108 65H106L107 67H109ZM139 65H142V63H140ZM145 65V64H144ZM148 65V66H149ZM181 65V66H182ZM84 66V65H83ZM90 66V65H89ZM114 66V65H113ZM129 66V67H128ZM132 66V67H131ZM136 66H134V68H133V70L135 69V67ZM143 66V65H142ZM142 66H140L142 69H144ZM159 66H158V68H159ZM172 66V65H171ZM175 66V65H174ZM177 66H178V63H177ZM184 66H182V67H184ZM194 66V67H193ZM206 66H207V68H206ZM112 67V66H111ZM140 67H138V68H140ZM167 67V66H166ZM179 67V66H178ZM177 67V68H178ZM188 67V66H187ZM186 67V68H187ZM148 68V67H147ZM150 68V67H149ZM174 68V67H173ZM172 68V69H173ZM175 68H176V66H175ZM176 68V69H177ZM195 68V69H194ZM108 69V68H107ZM110 69V68H109ZM113 69V68H112ZM191 69V70H190ZM114 70V69H113ZM124 70V71H125ZM136 70H137V67H136ZM139 70H141V69H138V71ZM182 70H183V68H182ZM123 71V72H124ZM127 71V72H128ZM186 71V70H185ZM191 71H193V73L191 72ZM196 71V72H195ZM113 72V71H112ZM119 72H118V74H119ZM132 72V71H131ZM135 72V71H134ZM137 72V71H136ZM206 72V71H205ZM117 73V72H116ZM121 73V72H120ZM128 73H130V72H128ZM194 73H196V74H194ZM197 73L199 74V75H197ZM114 74V73H113ZM118 74H117V77H118ZM122 75H123V73H121ZM125 74V73H124ZM205 74V73H204ZM122 75H120V77L122 76ZM129 75H131V73L130 74H127V76H129ZM189 75V76H188ZM197 75V76H196ZM206 75V77H207V80H208V73L207 74H205ZM124 76V75H123ZM127 76H126V78H125V76L123 77V79H121L120 77H118L120 80H124V78L126 79V80H128V78H127ZM111 77V76H110ZM109 77V78H110ZM115 77V74L113 75V78ZM117 77L116 78H114V79H116V81L118 80L117 79ZM204 78H205V76H204ZM203 78V79H204ZM111 79H112V77H111ZM109 82L110 81H112V80H108ZM119 81V80H118ZM117 81V82H118ZM189 81V82H190ZM198 81V82H199ZM115 82V81H114ZM114 82L111 84V83H109L108 85L109 86H107L106 87V89L108 88V90L107 91H109V90H112V89H119V85H120V83H121V81L119 82V84L116 82V84H115V86H113V84H114ZM124 82H126V81H124ZM124 82H122V83H124ZM199 82V83H200ZM107 83V82H106ZM127 83V82H126ZM125 83V84H126ZM118 84V85H117ZM125 84H124V86H125ZM188 85L190 84V83H187ZM198 84V83H197ZM205 84V83H204ZM114 87H112V86ZM123 84H121V86H122ZM104 88V90H105V84H103L102 85ZM120 86V87H121ZM199 87H201L200 89H202V90H204V88L206 87V84H205V87H204V85H203V83H201V84H199L198 85ZM110 87H112V88H110ZM185 87H186V85H185ZM100 89H101V87H99ZM99 88H98V90H99ZM207 88V87H206ZM190 89V88H189ZM97 90V91H98ZM191 90V89H190ZM201 90V91H202ZM206 90V89H205ZM100 91V93H98L99 95L101 94H103V92L101 93V90H99ZM112 91H115V90H112ZM186 91V90H185ZM188 91V90H187ZM186 91V92H187ZM200 91V90H199ZM208 93H209V90H206ZM205 91V92H206ZM105 92V91H104ZM111 92V91H110ZM189 92V91H188ZM204 91H202V92H200V94H202ZM109 93V92H108ZM199 93V92H198ZM198 93H196L195 94V96L194 97H197L198 96V100L196 99V101L197 102H199L200 101V99H203V100H205V98H204V95H202L201 97H203V98H201L199 95H198ZM95 94V93H94ZM185 94V93H184ZM203 94H205V93H203ZM97 95V94H96ZM105 94H103V96H104ZM189 95L191 96V97H193L192 96V94H190L189 93ZM207 95V94H206ZM209 95V94H208ZM207 95V96H208ZM98 96V95H97ZM186 96V95H185ZM190 96H189V98H190ZM211 95H209V97H210ZM183 97V96H182ZM194 97L192 98V99H194ZM199 97H200V99H199ZM206 97V96H205ZM187 98V97H186ZM208 98V97H207ZM94 99H95V95H94ZM195 100V99H194ZM202 100V101H203ZM206 100H209V99H206ZM206 100L204 101V103L206 102ZM185 101V100H184ZM182 102L183 104L185 103V102ZM170 102V101H169ZM189 102V101H188ZM193 103H195L194 101H193ZM200 103V102H199ZM203 103V104H204ZM207 103H209V101H207ZM206 103V104H207ZM211 103L213 104V102L211 101ZM210 103V104H211ZM119 104V103H118ZM117 104V108H115V110L116 109H120L121 110V108H120V106ZM196 104V103H195ZM202 106H203V104H202V102L200 103ZM206 104H205V106H206ZM211 104V105H212ZM185 105H187V104H185ZM209 105V104H208ZM207 105V106H208ZM214 105V104H213ZM189 106V105H188ZM187 106V107H188ZM195 106V105H194ZM202 106H200L199 105V107H202ZM207 106H206V109H208L209 108V106H208V108H207ZM190 107V106H189ZM183 108V107H182ZM186 108V107H185ZM191 108H193V106L191 107ZM190 108V109H191ZM205 108V107H204ZM211 108V107H210ZM187 109V108H186ZM190 109H188V111L190 110ZM194 109H195V107H194ZM193 109V110H194ZM199 109V108H198ZM197 109V110H198ZM185 109H182V111H184ZM200 110V111H199ZM198 111L199 112H197V111H195L197 114H192L191 116L192 117H195V120H193L194 118H191V120L192 121H196V122H190V120H189V118L187 119L186 118V120H187V122L185 121V119L184 118H182V121H178V117H176V116H174L173 118H171V120H170V123H171V121H173V122H175V123H177V124H170L169 125V123H167L166 121L165 122H163V121H159V119H158V121H157V119H156V115H154L155 116V119H156V121L155 120H153L152 122H151V126H150V124H148V123H150V122H147L146 124H144V126H146L147 125V127H144L143 126V128H142V132L139 134V135H133V136H136V137H133L130 133H129V135H128V133H126V132H124V130L125 129H129V131L128 132H131L132 133V131L134 130V128L132 127L133 126V123H131V122H129V124L128 123H126L125 121L127 120L128 121V118L127 117H129V116H127V117H125V116H122L121 117V119H120V117H119V112H118V114H117V116L119 117V118H117V120L116 119H113L112 120V118L111 119H107V120H105V121H102L101 122V120L99 121V124L101 123V124H103V126L104 125H106L105 123H109V125H111L110 127H117V132H116V129H115V132L112 134V135H108V131L107 130H105V131H107L108 133H106V135L108 136H106L107 137V139H105V140H102L103 142H95V143H88V144H86L84 147L82 146V147H79V145L76 143V145H78V146H76L75 145V143H74V145L76 146H74L72 143V141H69V139L70 140H73L72 138H69L68 139V141H69V147H68V144L67 145H64V146H62V148H60L59 150H60V152H62L61 150L63 149V155L64 156H62V155H60V157L59 158H55V160H53L54 158H53V154L52 153H55V151L53 150L52 151V155H50V157H52L53 159H50V157H49V155H48V157H44L43 155L41 156H38V157H40L39 159H41V161L44 163V164H49L50 163V165H45L48 169H46V170H48V171H50L51 173L53 172V171H55V169H56V173L55 172H53V177L55 176L54 175V173L55 174H57L56 176H55V178L54 179H56V180H54L53 182H52V180H50L52 183H54V190H52V189H50L51 187H53L52 185H50V183H47L49 180H47V178H48V175H47V178H46V180H43V179H41V177L38 179V177H37V179H38V181L39 182H37V184L35 185L31 180H29V177H28V174L29 173H31L30 171L31 170H28V167L32 164V166L34 165V164H36L35 166H37V164L40 166L41 165V163H40V161H38V159H37V161H36V158H29V155H28V157L26 158H24V165H26V167H27V169H23L24 170V172H23V178H24V180L23 181H25V184H27V185H29L30 186V188H31V194H29L30 196L32 195V197H31V199H29L30 197H28V199L30 200L29 202H31V201H33V200H36V199H34V194L36 193H38V192H36V190H38V189H36V188H38L39 186V183H40V179H41V181H42V183L44 184L45 183V185L46 186H48V185H50L51 187H49V188H47V191L45 190V189H43V187H44V185H43V187H39V189H41L40 191H41V197H37L38 195H40L39 193H40V191H39V193L35 196L37 199L38 198H42V200L40 201L39 199V201L41 202V205L44 207V206H46L47 204H48V202H47V200H48V198H50L49 196H52V195H49L52 191H54L53 192V198L54 199H51V200H55L54 201V204L53 203H50V202H53V201H50L49 203H50V207H52V209L54 208L55 210H54V212L53 213H55V218L58 220H55V218H54V216L53 217H51V218H53L54 220H55V222H56V224H57V222H60L61 224L60 225H62V223H63V225H62V227H63V229L61 228V229H59V228H57V230H55L56 229V227H59V223H58V226H55V222H53L54 224L52 225H50L49 226V224H47V222L46 221H44L45 223H42L41 225H44L45 226V224H47V226L46 227H43V228H46L47 229V231H46V229L45 230H43V231H46V232H48V233H46L45 232V234H46V237H45V235H44V233L42 234V235H44V239L43 240H45V238L47 239V241H46V243L42 240V242H44V244L42 245V246H40V249H41V247L43 248H45L46 247V249H50V247L52 248L53 247V249H55V251H58V250H56L58 247H61V246H63L62 245V243H64L67 239H69V238H71V237H73V236H75V234L77 235V233L78 234H85V233H87V231L88 232H91L93 229V231H95V230H97V228L98 229H101V227H103V226H105V225H107V224H109L110 225V221L109 220H112V219H108V218H111L112 217V215H113V213H116L117 214V212L119 213V212H121L122 210V205L123 204H121V202L120 201H123V199H121L120 197H122V196H124V195H128L129 196V194L131 195L133 192L134 193H136L135 191H134V189H133V187H134V185H132L134 182V184H136V181H134L136 178V180H139V178H140V180L142 181V177H144L143 179L145 180V178H147L146 180L148 181V179H149V177H150V179H149V181H152L153 179H155L159 174H160V172L162 171V170H160L159 168L161 167L160 166V164H163V163H165V165H166V161H167V164H171V166H172V163H173V166L175 165H182V170H183V173H186V167H187V169H188V167H190L191 169L189 170L188 169V175L189 176H185L186 178V181H182V178H180L181 176H184V174L183 175H181V176H179V174H178V176L174 179L176 182H177V184L178 185H180V187H184V189H183V191H181V192H179L180 193V195H179V193H177V196H176V198H174L173 200H171V201H169V202H173V204L172 203H170L169 204V202H168V204L169 205H171L169 208H171V212L173 211V209L175 210V205H177V203L178 202H176V199L178 200L180 197V199L178 200L179 201V203H180V201H181V199H182V201H181V204H183L182 206H184V205H186V206H188L190 203V206H188L187 207V209H189V207H191V209L193 210V209H198L199 210V208L200 209H204V206H205V209H210V208H212L213 207V205L215 204V202H213V200H215L216 199V197H215V199H212V197H214V196H216L217 194H215L218 190H216V188H215V191H214V189H212V190H210L213 186H211L210 185V187H209V184H210V181L208 180V184L204 181V179H202V177H201V175L203 176V174H201V172L200 171H203L202 173H204V171L205 172H210L211 171V168L213 167V165L211 164V162H209V161H212V163H213V160L215 159V155H216V153L220 150V148H221V146L222 147H224V146H226L227 145V143L226 142H228L229 144H230V141L228 140V138L225 140L224 139V141H222V142H220V143H218V144H214V140H217V142H218V140H220L219 138H221V137H224V134L221 136V137H219V135L220 134H217L216 136H218V139L217 138H215V139H212V138H214V136L212 137V135L213 134H215L216 132H215V130H213V134H212V128H214L213 127V122L211 121V126H210V124L209 123H205L206 122V120H205V118L207 117V115H209V113L207 112V110H205V111H202L203 110V108H200ZM212 110V109H211ZM208 111H209V109H208ZM116 112H117V110H116ZM187 112V111H186ZM190 112H191V110H190ZM193 112V111H192ZM200 112H203V115H202V113H201V116H203V117H198L197 115H199L200 114ZM204 112H207V113H204ZM120 113H123V112H120ZM212 113H213V110H212V112H211V114H210V116H212ZM182 115H183V113H181ZM121 115H123V114H121ZM184 115H186L185 113H184ZM205 115V116H204ZM116 116V115H115ZM178 116V115H177ZM188 116H190V115H188ZM210 116H208L209 118H211ZM124 117V118H123ZM150 117H152L153 118V116H150ZM149 117V118H150ZM161 117V116H160ZM166 117V116H165ZM163 118H164V116H163ZM168 118V117H167ZM167 118H166V120H167ZM178 118V119H177ZM197 118H198V120H201V121H199L198 122V120H197ZM205 120V122L203 121V119ZM122 119H124V122L125 123H123V122H119L120 120L122 121ZM130 119H133V118H130ZM130 119H129V121H130ZM152 119H150V121H151ZM165 120V119H164ZM169 120V119H168ZM167 120V121H168ZM180 120H181V117H180ZM211 120V119H210ZM209 120V121H210ZM132 121V120H131ZM178 121V122H177ZM169 122V121H168ZM185 123V124H184ZM194 123V124H193ZM204 123V124H203ZM98 124V125H99ZM100 124V125H101ZM132 124V125H131ZM179 124V125H178ZM187 124H188V126H189V128H191V127H195V128H192V131H190L191 129H186V130H184L186 127H188L187 126ZM206 124V125H205ZM209 124V127H207L208 129L207 130H205L206 128V126ZM71 125H72V123H71ZM185 125V126H184ZM107 126V125H106ZM99 127V126H98ZM95 128V129H99V128ZM119 127H121V129L119 128ZM123 127V128H122ZM180 127V128H179ZM93 128V127H92ZM102 130H103V128H102V126L100 127ZM104 128L106 129V127L104 126ZM108 128V127H107ZM147 128V129H146ZM181 130V132H180V130ZM114 129V128H113ZM120 129V130H119ZM123 129V130H122ZM100 130V129H99ZM98 130V131H99ZM119 130V131H118ZM122 130V131H121ZM173 130V131H172ZM179 130V131H178ZM189 130V131H188ZM195 130H196V132H195ZM94 131V133H96L95 131L96 130H93ZM97 131V132H98ZM111 131V130H110ZM126 131V130H125ZM100 132V131H99ZM113 132V131H112ZM111 132V133H112ZM120 132V133H119ZM134 132V131H133ZM174 132V133H173ZM176 132V133H175ZM178 132H180V135L178 134ZM183 132V133H182ZM215 132V133H214ZM100 133H104V131L103 132H100ZM137 134V133H136ZM142 134V135H141ZM103 136H104V134H102ZM131 135V136H130ZM175 135V136H174ZM177 135V136H176ZM254 135L255 134H253V136L252 137H254ZM257 135V134H256ZM255 135V136H256ZM115 136V137H114ZM232 136V135H231ZM231 136H230V138H231ZM92 137H94V138H97L98 139V133L96 134V135H92ZM112 139H111V138ZM181 137V138H180ZM252 137H251V139H249V140H252ZM258 135H257V140H258ZM144 138V139H143ZM196 138V139H195ZM255 138V137H254ZM139 141H142V144H143V142L146 144V147L145 148H143L144 146H145V144H141V146L142 147H139L140 146V144L137 146L136 144H137V142H139ZM193 140V141H192ZM222 140V139H221ZM231 140H233V136H232V139ZM74 141V140H73ZM135 141H136V143H135ZM226 141V142H225ZM234 141V140H233ZM233 141H231V142H233ZM254 141V140H253ZM252 141V142H253ZM257 143L259 142V141H256ZM212 143V144H211ZM225 144L226 143V145H223V144ZM248 143H250V144H253V143H251L250 141H248ZM255 143V142H254ZM260 143V142H259ZM92 144V145H91ZM96 144V145H95ZM98 144V145H97ZM100 144V145H99ZM132 144H134V145H132ZM221 144V145H220ZM232 144H234V143H232ZM89 147H88V146ZM216 147H215V146ZM220 145V146H219ZM258 145V144H257ZM257 145L255 144V148L256 149H258V147H257ZM97 146V147H96ZM135 146H137L136 148H135ZM233 146V145H232ZM232 146H231V148H232ZM251 146V145H250ZM253 147H254V144L252 145ZM251 146V147H252ZM68 147V148H67ZM75 147V148H74ZM87 147V148H86ZM100 147V148H99ZM187 147V148H186ZM198 147V148H197ZM228 148H230L229 146H227ZM252 147V148H253ZM86 148V149H85ZM255 148H253L254 150H255ZM30 149H31V152H30V154L35 150V149H38V148H34L33 149V147L31 148L30 147ZM29 149V150H30ZM40 149V148H39ZM38 149V150H39ZM153 149V150H152ZM24 150V152H27L28 154H29V150H28V148H24L23 149ZM23 150H22V152H23ZM38 150H37V152H38ZM48 150V149H47ZM59 150L58 149H56V152L58 151V153L60 154V152H59ZM69 150V151H68ZM172 150H173V152H172ZM174 150H175V152H174ZM188 150V151H187ZM36 151V150H35ZM46 151V150H45ZM49 151H51L50 149H49ZM71 151V152H70ZM166 151V153H164ZM177 151V152H176ZM185 151H187V153L185 152ZM226 151L228 152V153H230L231 151L230 150H227L226 149ZM39 152H41V151H39ZM39 152H38V154H39ZM43 153H41V154H44L45 155V153H44V151H42ZM36 153V152H35ZM47 153H49L48 151H47ZM57 153V154H58ZM83 153V154H82ZM135 153L136 154H138V157L136 156V158H139V156L140 155H142V156H140V158H139V162L141 161V158H142V161H144V163H147V165L149 164V171H150V173L151 174H149V177H148V174H147V176L145 175L146 174V172H145V174H144V176H143V172L144 171H142L140 174L142 175H140L139 173H138V171H137V169H138V166L136 165L137 163H136V161L133 159V157L135 158ZM176 155H175V154ZM178 153H181V154H184V158L182 157H179V156H177V154ZM203 153V154H202ZM207 153V154H206ZM24 154H26V153H24ZM62 154V153H61ZM76 154V155H75ZM134 154V155H133ZM140 154V155H139ZM180 154V155H181ZM215 154V155H214ZM32 155H33V153H32ZM32 155H30V157L32 156ZM54 155H56V153L54 154ZM130 155V156H129ZM189 155V156H188ZM200 155V156H199ZM26 156V155H25ZM34 156H35V154H34ZM36 156H37V154H36ZM45 156H47V155H45ZM57 156V155H56ZM74 156H76V157H74ZM146 156V157H145ZM183 156V155H182ZM188 156V157H187ZM197 156V157H196ZM199 156V157H198ZM205 158H204V157ZM209 158H207V157ZM55 157V156H54ZM68 157V158H67ZM131 157V158H130ZM149 157V158H148ZM202 157H203V160H202ZM147 158V159H146ZM153 158H155V159H153ZM207 158V159H206ZM57 159V160H56ZM65 159V160H64ZM144 159V160H143ZM149 159V161H147ZM151 159H152V161H151ZM206 159V160H205ZM68 160V161H67ZM133 161L134 163H136L134 166L132 165V164H134V163H130V161ZM137 160V159H136ZM154 160V161H153ZM155 160H156V162H155ZM158 160V161H157ZM160 160V161H159ZM164 160V161H163ZM47 161V163H45ZM57 161V162H56ZM69 162V163H67V162ZM204 161H206V163L204 162ZM208 161V162H207ZM215 161H218V160H216L215 159ZM59 162V163H58ZM64 162V163H63ZM129 162V163H128ZM150 162V163H149ZM152 162H153V164H155V166L154 165H152ZM160 162V163H159ZM51 163L53 164L54 163V165L56 164V165H59V166H57V167H55V169L53 168L54 166H51ZM67 163V164H66ZM141 163V162H140ZM143 162L141 163V164H144ZM159 163V164H158ZM175 163V164H174ZM129 164H131L130 166H129ZM210 164L212 165V167L210 166ZM215 164V163H214ZM217 164V163H216ZM23 165V164H22ZM23 165V166H24ZM43 165V164H42ZM55 165V166H56ZM157 165H159V166H157ZM164 165V164H163ZM66 167V168H64V167ZM68 166V167H67ZM111 168H110V167ZM132 166V167H131ZM141 166V165H140ZM152 166H154L153 168H152ZM174 166V167H175ZM219 166V165H218ZM18 167V166H17ZM17 167H15L14 169L15 170H18L19 172H20V169H18ZM20 167H22V166H20ZM38 167V166H37ZM36 167V168H37ZM44 166H42V170H41V168H40V170H41V175H42V173L43 174H45L44 172H42L43 171V168ZM59 167V168H58ZM133 167H134V169H133ZM136 167H137V169H136ZM163 167V166H162ZM184 167V168H183ZM39 168V167H38ZM38 168L37 169H34L33 171H35V172H37V173H39L37 170H38ZM123 168H125V169H123ZM131 168V169H130ZM220 167H217V169H219ZM237 168V167H236ZM22 169V168H21ZM31 169V168H30ZM60 169V170H59ZM103 169V170H102ZM140 169V168H139ZM138 169V170H139ZM144 169V168H143ZM155 169V170H154ZM197 170V172H196V170ZM263 169H264V167H263ZM61 170H63V171H61ZM65 170H67V171H65ZM132 170V171H131ZM142 170V167H141V169H140V171ZM237 170V169H236ZM17 171V172H18ZM28 171H29V173H28ZM33 171H32V173H33ZM47 171V172H48ZM84 171V172H83ZM103 171H105L106 172V174H102V172ZM146 171V170H145ZM154 173H153V172ZM158 171V172H157ZM181 171V170H180ZM179 171V172H180ZM238 171V170H237ZM18 172V173H19ZM35 172H34V174H35ZM46 172V173H47ZM64 172V173H63ZM101 172V173H100ZM17 173V174H18ZM31 173V174H32ZM40 173H39V176H40ZM59 173V174H58ZM104 173V172H103ZM138 173V174H137ZM264 173V172H263ZM20 174H22V173H20ZM31 174H29L30 176H32ZM162 174V173H161ZM195 174V175H194ZM207 174V173H206ZM206 174H204V175H206ZM50 175V174H49ZM67 175V176H66ZM100 175V176H99ZM131 176L130 178H131V180H130V178H129V176ZM138 177H137V176ZM151 175V176H150ZM154 175V176H153ZM157 175V176H156ZM186 175H187V173H186ZM22 176H21V179H22ZM61 176V177H60ZM106 176V177H105ZM141 176V177H140ZM194 176V177H193ZM45 177V176H44ZM50 177H52V174L50 175ZM66 177V178H65ZM100 177V178H99ZM103 177V178H102ZM133 177V178H132ZM155 177V178H154ZM162 177V176H161ZM191 177H193V178H191ZM196 177V178H195ZM206 178H208V175H206L205 176ZM33 178V177H32ZM35 178V177H34ZM59 178V179H58ZM63 178H64V180H63ZM93 178V179H92ZM107 178V179H106ZM129 178V179H128ZM153 178V179H152ZM158 178H159V176H158ZM195 178V179H194ZM11 178H10V176H9V178H8V180H10ZM37 179L35 178V181H37ZM50 179V178H49ZM102 179V180H101ZM104 179V180H103ZM184 179V178H183ZM231 179L234 181H236V180H238L239 182L241 181V176L239 175V171L238 172H235V170H234V173L231 175ZM14 180V179H13ZM34 180V179H33ZM88 180V181H87ZM110 180V181H109ZM119 180V181H118ZM126 180H128L127 182H126ZM129 180H130V182H129ZM133 180V182H131ZM143 180V181H144ZM145 180V181H146ZM174 180H172V183L173 182H175ZM189 180H190V182H189ZM207 180V179H206ZM49 181V182H50ZM58 181V182H57ZM122 181V182H121ZM192 181V182H191ZM196 181H199L198 183H200L201 184V186L202 187H204L205 189H204V192L205 191H209V193H214L215 195H207L208 193L206 192V196H204V199H200V196L202 195L203 196V190H200V192L199 193H201V195H199V193H195V191H198V189L200 188H196L195 190H194V188H195V186L197 185L198 186V183H194V182H196ZM238 181H236V182H238ZM10 182H12V180L10 181ZM18 182V181H17ZM60 182V183H59ZM93 182V183H92ZM123 182L126 184H123ZM175 182V183H176ZM235 182V184H237ZM238 182V183H239ZM22 183V182H21ZM57 183V184H56ZM68 183V184H67ZM89 183V184H88ZM247 183H250V184H253V185H258V181L256 180V179H248L247 180ZM12 184H13V182H12ZM12 184H10L9 183V185L11 186ZM16 184V182L13 184V186ZM18 184V183H17ZM16 184V185H17ZM41 184V183H40ZM48 184V185H47ZM185 184V185H184ZM187 184V185H186ZM191 184H195V185H191ZM234 184V185H235ZM19 185H21V184H18L16 187H20ZM42 185V184H41ZM40 185V186H41ZM65 185H66V187H65ZM125 185V186H124ZM131 188V189H133V191L132 190H130V188L128 187V186ZM175 185V184H174ZM252 185V186H253ZM7 186H8V184H7ZM6 186V187H7ZM13 186H11L12 188H8L7 187V191H9L10 192V190L11 189H13ZM22 186V185H21ZM37 186V187H36ZM122 186H123V188H122ZM131 186H133V187H131ZM186 186V187H185ZM193 186H194V188H193ZM241 186V185H240ZM15 187V186H14ZM24 187H26V189L25 190H27V188H29V187H27L26 185L24 186ZM24 187H22V191L24 190ZM57 187V188H56ZM124 187H126L125 189H124ZM175 187V186H174ZM234 187V186H233ZM256 188H257V186H255ZM29 188V189H30ZM135 188V187H134ZM176 188V187H175ZM214 188V187H213ZM247 188L249 189H253V188H251L250 186H247ZM50 189V193H49V190ZM64 189H66V190H64ZM128 189V190H127ZM176 189H178V188H176ZM181 188H180V190H182ZM200 189H202V188H200ZM247 189V190H248ZM255 189V188H254ZM253 189V190H254ZM6 190L4 191V190H2V191H4V192H0V193H4V194H8L7 192H6ZM15 191H13L14 193H18L17 191H16V189H14ZM118 190V191H117ZM125 192H124V191ZM187 190V191H186ZM256 190V189H255ZM20 191V190H19ZM22 191L21 192H19V194L20 193H22ZM29 191V190H28ZM121 191V192H120ZM202 191V192H201ZM221 191V190H220ZM234 191V190H233ZM240 191H242L241 190V188H240ZM244 191H246V190H244ZM243 191V192H244ZM35 192V193H34ZM131 192V193H130ZM182 192H184V194L182 193ZM224 192V191H223ZM223 192H221L220 194H222ZM242 192V193H243ZM249 192V191H248ZM247 192V193H248ZM253 192V191H252ZM11 193H12V191L10 192V195H11ZM48 193V194H47ZM57 193V194H56ZM62 193V194H61ZM122 193V194H121ZM125 193V194H124ZM133 193V195L135 196L136 194H134ZM219 193V192H218ZM241 193V192H240ZM241 193V194H242ZM246 193V192H245ZM13 194V193H12ZM26 196H29V195H27V191H26ZM124 194V195H123ZM190 196H189V195ZM21 195V194H20ZM22 195L24 196V192L22 193ZM49 195V196H48ZM183 197H182V196ZM194 195H196V196H199V199L197 200V201H200L199 203V206L197 207L196 205H192V201L190 202V199L192 198L193 199V197H194ZM18 196V195H17ZM22 196V197H23ZM119 196V197H118ZM202 196H201V198H202ZM209 196V197H208ZM15 197H16V195H15ZM20 197V196H19ZM125 197V196H124ZM124 197H122V198H124ZM127 197V196H126ZM131 197H132V195H131ZM130 197V198H131ZM188 197V198H187ZM191 197V198H190ZM211 197V198H210ZM52 198V197H51ZM120 199L119 200V202H117V199ZM128 198V197H127ZM134 197H132V199H133ZM206 198H208L207 199V201L205 200ZM210 198V199H209ZM28 199L26 200V202L28 201ZM124 199H126V198H124ZM195 199H196V197H195ZM38 200H36L35 202H33V203H35V204H37V203H40V202H37ZM58 200V201H57ZM131 200V199H130ZM183 200H184V202H183ZM212 200V201H211ZM114 201H116V203H118V204H116ZM127 201H129V198L127 199ZM204 201H206V202H204ZM216 201V200H215ZM46 202H47V204H46ZM105 202V203H104ZM123 202H126L125 200L123 201ZM186 202V203H185ZM187 202H189L188 204H187ZM214 204H213V203ZM25 203V202H24ZM33 203L31 202V204L29 205L30 207H31V210H32V212H33V214L37 217L39 214L37 213L38 212V210H37V212H36V209L38 208L37 206H38V204L37 205H35V206H32L33 205ZM112 203H113V205H114V203H115V205L118 207V209L119 210H117V207H115V208H113V206H111L112 205ZM185 203V204H184ZM207 203H211L210 205L211 206H209V204H207ZM27 204V203H26ZM56 204V205H55ZM66 204V205H65ZM175 204V205H174ZM107 205H108V207H107ZM118 205H120V206H118ZM168 205V206H169ZM172 205H173V207H172ZM180 205V204H179ZM203 205V206H202ZM216 205V204H215ZM40 206V205H39ZM41 206V207H42ZM178 206V205H177ZM192 206H194V207H196V208H194V207H192ZM201 206H202V208H201ZM35 207H37L36 209H35ZM47 207V206H46ZM50 207H47V208H45V209H43V210H41V212L42 211H45V210H48V208H49V211H50ZM114 209V210H112V208ZM179 207V206H178ZM185 207V206H184ZM183 207V208H184ZM208 207H210V208H208ZM60 208V209H59ZM101 208V209H100ZM107 208H108V210H109V208L112 210V212H111V210L109 211L110 213H108V210H107ZM173 208V209H172ZM191 209H189L188 211L184 208V209H177L176 208V210H177V212H182V214H186L185 216L184 215H182V221H180V219H179V217L177 218V219H179L178 221H179V223L180 222H182V225H183V222L185 223V221H191L192 219L190 218V220H187V219H189L187 216H189L188 215V212L191 210ZM202 209V210H203ZM213 209H215V206H214V208ZM116 210V211H115ZM178 210H181V211H178ZM202 210H200V211H202ZM30 211V210H29ZM52 211V210H51ZM89 211V212H88ZM135 211H136V213H137V215L139 216V218L149 227V229L152 231V232H154L155 234H157L158 236H159V238H160V240L158 241L159 243L157 244V242H156V245H157V247H156V245H154L156 248L154 249L155 251H153V249H151V248H153L154 246H152V244H150L149 245V243L151 242H147L148 244H144V242L146 243V241H145V239H142V240H140V241H142V242H140L139 240H137V238H139V235H138V237L135 235H131L132 236V238H131V236H129L130 235V233L126 230H124V229H122V228H124L123 226H120L121 227V231H122V237L120 238V239H122V240H120L119 242H118V245L120 244V243H122V242H124V243H122L125 247H126V245H127V247L126 248H130V246H132L131 244L133 243V248H134V252L137 254V257L139 256V255H141L142 254V256L140 257V259L139 258H136V256H135V261L137 260V262H134V263H136V264H139V263H141L142 261V264H161V262L163 261V263L162 264H164V262H165V264H184L183 263V260H185L184 259V257H183V254L184 253H187V255H189V257H190V254L192 255V253L190 252L191 250H193L192 252H195V249H198V247H196L197 245H195V244H201L200 246H199V248L201 247V246H203V247H205L206 245H202V242H200L199 241V239L201 238V233L198 235V236H200V238L199 237H197L196 236V234L194 235L195 236V240L198 238V243H194V242H196V241H194V236L193 237H191L192 239L191 240H193L192 242L193 243H190L189 244V246L186 244V242L184 243V241L181 239L182 238V234L180 235V232H178V231H180V230H178L180 227H178L177 225H175L177 222L176 221H174V222H176V223H174V222H172V215H171V217H170V213H169V215H168V213H164L163 211H162V209L160 208V206L159 205H157L156 203H154V202H152L151 200H143V201H140V202H138V203H136L135 204ZM184 211V212H183ZM195 211V210H194ZM209 211V210H208ZM213 211V210H212ZM104 212V213H103ZM175 212V211H174ZM174 212H172V213H174ZM190 212H192L193 213V211H190ZM48 211H46V215L48 216ZM50 213H52V212H50ZM108 213V214H107ZM58 214V215H57ZM105 214V215H104ZM43 215H45V213L43 212ZM54 215V214H53ZM68 215V216H67ZM89 215V216H88ZM119 215L120 214H117L116 216L117 217H115V220H114V218H113V220L112 221H114L116 224V226H117V221L119 222V220H120V218H119ZM177 215V214H176ZM175 215V216H176ZM178 215H180V213H178ZM190 215H193V214H190ZM40 216V215H39ZM42 216V215H41ZM50 216V215H49ZM72 216V217H71ZM115 216V215H114ZM113 216V217H114ZM121 216V215H120ZM44 216H42V218H43ZM106 219L107 217V220L109 221H105V219ZM177 217V216H176ZM184 217V218H183ZM190 217V216H189ZM39 218V217H38ZM70 218H72V219H70ZM118 218V219H117ZM47 220H48V217L46 218ZM45 219V220H46ZM60 219V220H59ZM66 219V220H65ZM100 219H102V223L105 221V223L106 224H100L101 222V220ZM104 219V220H103ZM117 219V220H116ZM175 219V218H174ZM173 219V220H174ZM176 219V220H177ZM39 220V219H38ZM40 220L42 221V219L40 218ZM53 220V221H54ZM84 220V221H83ZM94 220V221H93ZM100 220V221H99ZM49 221V220H48ZM50 221H51V219H50ZM66 221H68V222H66ZM69 221H70V223H69ZM71 221H73V222H71ZM99 221V222H98ZM36 222V221H35ZM40 222V221H39ZM98 222V223H97ZM114 222L112 223V224H114ZM32 222H28V223H26V225L27 226H30V224H31ZM51 223V222H50ZM37 225H38V223H36ZM40 224V223H39ZM65 224V225H64ZM121 223L119 222V225H120ZM174 224V225H173ZM187 224V223H186ZM33 225H35V223L33 222ZM95 225V226H94ZM102 225V226H101ZM122 225V224H121ZM49 226V227H48ZM53 226H54V230H53ZM93 226V227H92ZM101 226V227H100ZM178 227V229L177 228H174V227ZM40 227H42V226H40ZM61 227V226H60ZM100 227V228H99ZM39 228V227H38ZM43 228H41V229H43ZM51 229V230H49V229ZM93 228V229H92ZM96 228V229H95ZM105 228V227H104ZM183 228H184V226H183ZM66 229V230H65ZM178 231H177V230ZM181 229V228H180ZM82 231V232H80V231ZM51 231H52V233H51ZM67 231V232H66ZM74 231V232H73ZM92 231V232H93ZM125 231V232H124ZM203 232H204V234L202 233V241L205 239V237H209V239L208 238H206V239H208V245H209V243L211 242L210 241V237L213 235H211L210 236V231L208 232V234H209V236L207 235H205V234H207V232L205 233V231L204 230H202ZM53 232H55V233H53ZM62 232V233H61ZM64 232V233H63ZM80 232V233H79ZM50 233L52 234V236L50 235ZM57 233H58V236H57ZM61 235H60V234ZM66 233H69L68 235L66 234ZM73 233H75V234H72ZM129 233V234H128ZM137 233H138V231H137ZM48 234V235H47ZM56 234V235H55ZM87 234H89V233H87ZM126 234V235H125ZM142 234V233H141ZM198 234V233H197ZM53 235H54V237H53ZM71 237H70V236ZM125 235V236H124ZM204 235H205V237H204ZM69 236V237H68ZM134 237H136V238H134ZM213 237V236H212ZM41 238H39V239H37V241L39 240L40 241V239ZM48 238H50V239H48ZM134 238V239H133ZM58 239H59V241L60 242H62L61 244H60V242L58 241ZM62 239V240H61ZM124 239V240H123ZM126 239V240H125ZM129 239V240H128ZM50 240H51V242H50ZM56 240V241H55ZM65 240V241H64ZM132 240H133V242H132ZM144 240V241H143ZM212 240V239H211ZM213 240H214V237H213ZM213 240H212V242H213ZM27 241V243L29 244L28 245V247H30V245H31V242H30V240L28 241V240H26ZM49 241V242H48ZM52 241H54V242H52ZM136 241H139V243L138 242H136ZM205 242L204 243H206V240H204ZM215 241V240H214ZM24 242V244L27 246V244H26V242L25 241H23ZM30 242V243H29ZM33 243V242H32ZM40 243V242H39ZM56 243H58V246L56 245L55 247L56 248H54V245L53 244H56ZM141 243V244H140ZM145 245V247H144V245ZM203 243V244H204ZM34 244H36V242H34L32 245H34ZM45 244H48L50 247H48V245L46 246ZM60 244V245H59ZM126 244V245H125ZM128 244H130V246L128 245ZM135 244V245H134ZM138 244V245H137ZM192 244H194L195 246H192ZM210 244H212V243H210ZM214 244V243H213ZM24 245V246H25ZM138 247H137V246ZM143 245V246H142ZM20 246H22V249L24 248V246L23 245H20ZM122 246V245H121ZM124 246H122L123 247V249H124ZM140 246V247H139ZM142 246V247H141ZM148 246V247H147ZM151 246V247H150ZM28 247H25L24 248V250H26V248H28ZM35 247V246H34ZM38 246H36V248H37ZM120 247V246H119ZM131 247V248H132ZM136 247V248H135ZM187 247V248H186ZM191 247V248H190ZM209 247V246H208ZM61 248H63V247H61ZM132 248V249H133ZM137 248H141V249H137ZM166 248H168L169 249V252L168 253H170L171 252V254L173 255V258H168V256L166 255L165 257H164V254H166L167 253V251H165V250H167ZM185 248H186V250H185ZM193 248V249H192ZM202 248V247H201ZM35 249V248H34ZM33 249V250H34ZM59 250H60V248H58ZM118 249V248H117ZM135 249H136V251H135ZM146 249V250H145ZM157 249V250H156ZM164 249V250H163ZM191 249V250H190ZM7 250V249H6ZM11 250V248H9L8 250H7V252H9ZM23 250V251H24ZM30 250V249H29ZM32 250V249H31ZM38 250H39V248H38ZM37 250V253L39 252V255H40V253L42 252V254H43V250H45V249H42L41 251L39 250L38 251ZM118 250H121V249H118ZM145 250V251H144ZM161 250H163V251H161ZM190 250V251H189ZM199 250H202V249H198L197 251H199ZM204 250V249H203ZM13 250H11L10 251V253L12 252ZM52 251H54V250H52ZM55 251L54 252H51V253H55ZM61 251V250H60ZM60 251H59V253H60ZM95 251H96V254H95ZM99 251V250H98ZM97 250H94V251H80L79 253H78V255H76L75 256V258H70L71 259V261L69 260H65L64 258H65V256H62L61 258H63V260H65V263H64V261L62 262L63 264H80V262L81 263H85V264H89V262H90V264L92 263V264H95L94 263V261H97V258H99V256H100V258H102V256H107V255H105L106 253L103 251V252H101V251H99L98 252ZM147 251H149L148 253H147ZM165 251V252H164ZM173 251V252H172ZM184 251V252H183ZM14 252V251H13ZM12 252V254H16V252L15 253H13ZM29 252V251H28ZM27 252V253H28ZM35 253H34V255L36 254V251H34ZM48 254H51L50 253V251L48 252V251H46ZM99 254H98V253ZM115 253L116 252H120V251H114ZM138 252V253H137ZM150 252L152 253L151 255H152V257L150 256ZM164 252V253H163ZM30 253V252H29ZM45 253V252H44ZM63 252L61 251V254H62ZM88 253H91V254H88ZM101 253H103L102 255H100ZM134 253V254H135ZM139 253H141V254H139ZM145 253L147 254V255H145ZM189 253V254H188ZM197 254H198V252H196ZM46 254V253H45ZM47 254V255H48ZM60 254V255H61ZM92 254H94V255H92ZM112 254V253H111ZM114 254V253H113ZM120 254V253H119ZM163 254V255H162ZM174 254L176 255L175 257H174ZM178 254V255H177ZM26 255V254H25ZM29 255V254H28ZM28 255H26L27 257H28ZM31 255H32V252H31ZM58 256H59V258H60V255L59 254H57ZM96 255H99V256H96ZM171 255V256H172ZM187 255H186V257H187ZM200 256H202L203 258H205L206 259V257H207V259L209 258L208 256H206L205 257V254L203 255V253L201 252L200 254H199ZM199 255H197V256H199ZM43 256V255H42ZM42 256H41V258H42ZM54 256V255H53ZM56 256V255H55ZM81 256V257H80ZM114 256L115 255H113V258H114ZM121 256V254L119 255V257ZM181 256V257H180ZM193 258H194V253H193ZM196 256V255H195ZM22 257H25V256H23L22 255ZM30 257V256H29ZM28 257V258H29ZM34 256L32 255V258H33ZM40 257V256H39ZM51 257V256H50ZM92 257V258H91ZM97 257V258H96ZM149 257V258H148ZM158 257L159 258H161V259H159L158 260ZM166 257H167V259H166ZM189 257L188 258H186L187 260L189 259ZM27 258V259H28ZM32 258H29L30 259V262H31V259ZM57 258V262H58V257H55V259ZM91 258V259H90ZM95 258V259H94ZM107 259H106V261L107 260H109L110 262V264H111V258H109L108 259V257H106ZM118 258V257H117ZM117 258H115L116 260H117ZM121 258H123L122 256H121ZM180 258V259H179ZM183 258V259H182ZM22 259V258H21ZM46 259H48L49 260V258H46V256H45V260ZM54 257H53V263L55 262L54 260ZM89 259V260H88ZM94 261H93V260ZM111 259V260H110ZM114 259V260H115ZM143 259V260H142ZM144 259H145V261H144ZM151 259V260H150ZM166 259V260H165ZM168 259L170 260V261H172V262H169L168 261ZM172 259H174V260H172ZM177 259H178V261H177ZM182 259V260H181ZM202 259V258H201ZM19 260H20V258H19ZM25 260H26V257H25ZM42 260H43V258H42ZM51 261H52V258L50 259ZM79 262H78V261ZM99 260V259H98ZM105 260V259H104ZM116 260L114 261L116 264H121V263H119V260H121V262H124V259L122 260V259H118V261L116 262ZM142 260V261H141ZM162 260V261H161ZM165 260V261H164ZM192 260H194V261H196L197 262V260H195V259H192ZM61 261V260H60ZM60 261L58 262V264L60 263ZM67 261H68V263H67ZM76 261V262H75ZM92 261V262H91ZM101 261H103V260H101ZM105 261V262H106ZM126 261V260H125ZM129 261V260H128ZM134 261V260H133ZM133 261H130L129 263H131V262H133ZM149 261V262H148ZM153 261V262H152ZM155 261H157V263L155 262ZM160 261V262H159ZM178 263H177V262ZM188 261H190V259L188 260ZM28 262H29V260H28ZM29 262V263H30ZM33 262V261H32ZM32 262L30 263V264H32ZM38 262H39V260H38ZM44 262V261H43ZM42 262V263H43ZM108 262V261H107ZM152 262V263H151ZM175 262V263H174ZM186 262V261H185ZM16 263H18V261L16 262ZM22 263V262H21ZM25 263V262H24ZM23 263V264H24ZM29 263H27V264H29ZM52 263V264H53ZM61 263V264H62ZM99 263H102V264H104L103 262H99ZM98 263V264H99ZM191 263V262H190ZM189 263V264H190ZM15 264V263H14ZM19 264V263H18ZM35 264V263H34ZM44 264V263H43ZM46 264V263H45ZM48 264H51V262L50 263H48ZM55 264H56V262H55ZM97 264V263H96ZM112 264H113V262H112ZM124 264V263H123ZM126 264H128V262L126 263Z\"/></svg>","mask_w":264,"mask_h":264}]
</instances>
